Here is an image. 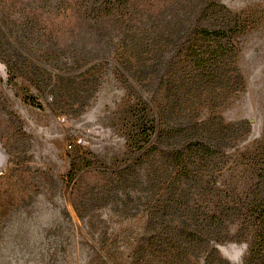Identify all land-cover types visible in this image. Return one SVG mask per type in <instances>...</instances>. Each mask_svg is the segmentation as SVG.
<instances>
[{
	"label": "rangeland",
	"instance_id": "obj_1",
	"mask_svg": "<svg viewBox=\"0 0 264 264\" xmlns=\"http://www.w3.org/2000/svg\"><path fill=\"white\" fill-rule=\"evenodd\" d=\"M56 1L9 9L0 33V264H133L151 236L144 264H207L204 247L173 261L182 243L169 231L214 214L209 243L227 264H246L255 231L242 203L264 181V0H219L246 26L222 74L195 81L174 75L183 40L125 52L90 18L76 22L67 50L49 47L28 15L52 20L63 13ZM139 90L167 108L162 125L181 133L171 143H191L183 135L201 122L212 133L214 151L191 179L168 163L133 167L125 114Z\"/></svg>",
	"mask_w": 264,
	"mask_h": 264
},
{
	"label": "trees",
	"instance_id": "obj_2",
	"mask_svg": "<svg viewBox=\"0 0 264 264\" xmlns=\"http://www.w3.org/2000/svg\"><path fill=\"white\" fill-rule=\"evenodd\" d=\"M28 1L0 0V33L5 32L6 29L4 18L7 19V11L22 7ZM56 2L63 13L52 20H45L36 12L28 15L31 25H45L44 28L49 35L47 41L49 47L67 50L71 42L70 37L76 33L74 27L76 22L79 19L86 21L90 18L94 26L107 28L110 35L119 36L125 52L138 51V48L143 47L150 39L165 42H171L172 39L183 40L177 58H173L176 71L174 75L179 78L189 74L193 81L200 75L214 79L222 74L220 72L225 58L235 53L236 35L246 26L243 18L233 13L219 0H57ZM37 7L36 10L44 9L40 5ZM171 10L173 15L170 14ZM180 24L183 25L181 28ZM3 44L5 41L0 39V47ZM6 63L9 72L14 73L12 69L14 66L9 62ZM136 99L135 103L129 105L125 114L127 143L132 153L133 167L146 165L156 170L167 166L168 163L177 169L178 178L191 179L196 161L207 158L214 151V138L212 133H208L210 136L206 134L208 129L205 122L197 124L183 135L185 139L190 138L191 143L183 142L177 146L170 140L180 136L181 133L177 129L174 133L169 130V125H162V120L167 118V108L160 104L155 109L152 100L145 98L140 90ZM27 102L42 107L33 95L28 96ZM130 163L124 167V170L130 169L128 168ZM77 166L73 163V169ZM249 200L243 202L242 206L253 219L255 237L245 263L264 264V181L256 185ZM187 218L192 220L185 219L181 223L183 227H173L169 231L171 240L177 238V244L179 241L182 243L180 247L182 250L176 247L179 254L171 252L172 260L174 261L176 257L185 259L191 247H204L207 252L205 257L207 264H217L216 262L219 261L222 262L221 264H227V261L219 256L217 247L209 243L204 229V226H221L219 216L214 214L194 222V217ZM152 239L154 236L144 237L140 241L135 249L133 264H144L142 257L147 256L145 244L150 246Z\"/></svg>",
	"mask_w": 264,
	"mask_h": 264
}]
</instances>
